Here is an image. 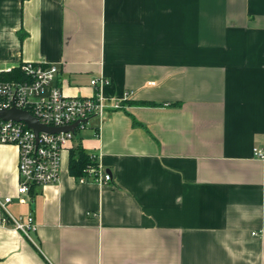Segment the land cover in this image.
I'll use <instances>...</instances> for the list:
<instances>
[{
    "label": "crops",
    "instance_id": "crops-1",
    "mask_svg": "<svg viewBox=\"0 0 264 264\" xmlns=\"http://www.w3.org/2000/svg\"><path fill=\"white\" fill-rule=\"evenodd\" d=\"M27 61L68 96L104 75L107 113L25 196L0 144V200L37 225L0 207V264H264V0H0V66ZM78 143L110 183L70 173Z\"/></svg>",
    "mask_w": 264,
    "mask_h": 264
},
{
    "label": "built area",
    "instance_id": "built-area-1",
    "mask_svg": "<svg viewBox=\"0 0 264 264\" xmlns=\"http://www.w3.org/2000/svg\"><path fill=\"white\" fill-rule=\"evenodd\" d=\"M58 72V66L43 62L0 66V110L16 108L27 111L48 127H67L78 122L74 130L37 133L25 121L0 118V144L16 145L19 149L20 195H28L36 185L58 183L64 153L75 140L77 131L85 129L90 118L99 116L102 120L107 113L103 91L109 80L104 75L91 79L95 89L93 95L68 96L55 83ZM115 107H120V104L116 103ZM254 155L264 159V150L255 148ZM91 157L96 160L94 155ZM88 177L101 184L113 180L98 162L89 166L87 176L80 177L79 181L88 182ZM12 199L8 196L0 200L4 212L2 220L6 224L13 222L16 229L30 236L37 229L34 218L32 215H13L7 208Z\"/></svg>",
    "mask_w": 264,
    "mask_h": 264
},
{
    "label": "water",
    "instance_id": "water-1",
    "mask_svg": "<svg viewBox=\"0 0 264 264\" xmlns=\"http://www.w3.org/2000/svg\"><path fill=\"white\" fill-rule=\"evenodd\" d=\"M0 118L2 119H12L16 121H25L30 127L35 129L38 133L40 131L46 132H60L62 130H74L78 122L67 127H48L41 124L35 117L30 115L27 111L19 110L16 108L8 110H0Z\"/></svg>",
    "mask_w": 264,
    "mask_h": 264
},
{
    "label": "trees",
    "instance_id": "trees-1",
    "mask_svg": "<svg viewBox=\"0 0 264 264\" xmlns=\"http://www.w3.org/2000/svg\"><path fill=\"white\" fill-rule=\"evenodd\" d=\"M95 163H97V161L93 160L91 154L85 151L81 143H78V145L71 148L69 158V171L72 175L76 177L87 175L88 167Z\"/></svg>",
    "mask_w": 264,
    "mask_h": 264
},
{
    "label": "rangeland",
    "instance_id": "rangeland-1",
    "mask_svg": "<svg viewBox=\"0 0 264 264\" xmlns=\"http://www.w3.org/2000/svg\"><path fill=\"white\" fill-rule=\"evenodd\" d=\"M81 130H82V129H81ZM83 130H84V129H83ZM87 132H88V130H85V131H78L77 135H78V137H80L81 139H83L84 136L87 134ZM76 137H77V136H76ZM75 139H76V138H75ZM67 155H68V153L64 155V156H65V160L67 159Z\"/></svg>",
    "mask_w": 264,
    "mask_h": 264
}]
</instances>
